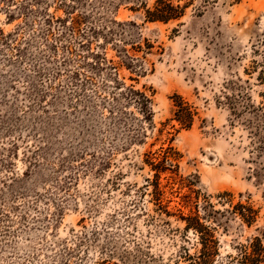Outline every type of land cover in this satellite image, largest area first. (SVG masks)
I'll return each instance as SVG.
<instances>
[{
	"label": "rangeland",
	"instance_id": "374dc122",
	"mask_svg": "<svg viewBox=\"0 0 264 264\" xmlns=\"http://www.w3.org/2000/svg\"><path fill=\"white\" fill-rule=\"evenodd\" d=\"M154 1L0 0V264H188L189 213L213 264L254 238L264 264V0H194L167 24L144 20ZM114 80L149 120L113 105Z\"/></svg>",
	"mask_w": 264,
	"mask_h": 264
},
{
	"label": "trees",
	"instance_id": "16d2710c",
	"mask_svg": "<svg viewBox=\"0 0 264 264\" xmlns=\"http://www.w3.org/2000/svg\"><path fill=\"white\" fill-rule=\"evenodd\" d=\"M193 1L194 0H155L151 8L145 9L144 20L150 23L163 24L178 21L184 16L185 10L193 4ZM217 1L218 0H201V4L199 7L213 4ZM230 1L232 5L237 4L240 0ZM259 80L261 83H264V71H261ZM120 102H123L126 105L133 104L141 113L144 120L147 121L150 119V100L138 90H134L132 87H125L123 83L114 80V86L112 90V103L116 107ZM172 102L173 110L171 120L176 122L180 129H190L193 125L196 112L178 95H175L172 98ZM152 168L157 172L155 174L156 183L154 185L157 191V195L162 196L159 190V183L157 182L160 171L156 169L155 165H152ZM165 212L167 215H169L167 211ZM234 213L239 216V218L248 226L253 222V211L250 208L239 206ZM180 220L185 223L184 230L186 232L192 231L199 237V243L201 245V248L196 256H188L186 258V260L189 262L188 264H213L215 258H217L218 256V253L215 248L216 242H214L213 240V234L211 230L208 227L204 226L200 222V218L195 214L189 213L188 215L181 216ZM261 253L262 248L260 240L258 238H254L248 249H246V251H243L239 263L258 264L260 262Z\"/></svg>",
	"mask_w": 264,
	"mask_h": 264
},
{
	"label": "bare ground",
	"instance_id": "6f19581e",
	"mask_svg": "<svg viewBox=\"0 0 264 264\" xmlns=\"http://www.w3.org/2000/svg\"><path fill=\"white\" fill-rule=\"evenodd\" d=\"M213 159V158H212ZM213 161V160H212Z\"/></svg>",
	"mask_w": 264,
	"mask_h": 264
}]
</instances>
